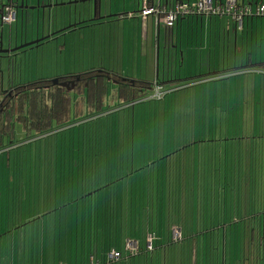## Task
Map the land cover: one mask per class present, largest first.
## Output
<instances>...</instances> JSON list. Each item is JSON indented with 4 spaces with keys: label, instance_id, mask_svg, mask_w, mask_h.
Masks as SVG:
<instances>
[{
    "label": "rangeland",
    "instance_id": "rangeland-1",
    "mask_svg": "<svg viewBox=\"0 0 264 264\" xmlns=\"http://www.w3.org/2000/svg\"><path fill=\"white\" fill-rule=\"evenodd\" d=\"M28 1L35 3L34 1L36 0ZM64 1L56 0L55 5L51 9L47 8L43 16L41 14L38 15L37 9H33V23L30 16L32 10H24L26 12L25 15H27L26 18L25 15L24 18L21 15H19V19L17 18L20 30L22 29L21 27L26 29L28 23V28H33L32 33L34 34L35 32L36 35L37 21L38 28L41 30L40 33L43 31L41 25L46 27L45 32L55 29L58 34H64L74 29L68 27L73 22L74 11L77 10L79 12L81 10L87 14L91 3L82 1L69 4L70 0ZM123 1L103 0L102 2L109 8V4H112V7H118ZM15 21L11 25L0 23L4 49L14 48L35 39H30L32 34L29 35L28 41L23 40L24 37L23 39L21 37L18 38ZM53 37L39 44H31L15 50L14 53L17 55L15 57L9 54H0V70H2V80L6 88L40 79L53 80L67 73L77 74L90 69H104L117 74L125 72L130 75L148 76L150 82L158 83L161 81L153 82V80L155 78L162 79L164 61L165 68L173 66L169 64L167 57L165 60L162 58L165 50L162 40L160 52L155 49L153 56L151 51H149L148 56H140L139 59H136L137 53L135 51L138 45L135 42H127V35L123 39V43H113L111 47L107 45L103 50L98 48L91 57L86 52L84 57L76 55L74 58L71 55V49H69L71 40L67 37L66 47L62 52H56L57 45L56 40H52ZM17 38L21 42L15 44ZM81 44L84 45L82 41ZM142 45V43L139 44L138 51H140ZM85 46L88 47L89 45L86 43ZM121 50L123 52L122 58ZM157 54H160L158 77H156ZM152 61L154 62L152 63ZM9 73H11V76H9ZM241 76L240 74L236 77L239 80ZM255 77L253 78V74H251L247 78L246 88L247 86L249 87V84L251 87L249 79L253 78L251 81H254ZM137 79L141 80V78ZM237 83L241 84L240 81L234 82L231 80L229 82H217L214 85L219 89L218 91L204 93H199V89H194L195 92L193 89L189 90V88H185V90L177 89L175 92L172 90L171 92L165 91L164 88L159 98L154 97L150 101L143 102L137 101L133 105L134 116L130 115L132 107L124 105L116 109L117 106L113 105L110 108L114 109H110L111 111L102 116V118L109 117L112 119L109 137L112 139V148H118L116 144H121L119 161H117L116 156L108 159L107 154L104 155L102 153L101 156L91 154L90 142L84 152V158L82 156L80 160L79 147L84 143L80 130H86L87 125L81 121L82 118L80 117L72 115L73 117L71 116L70 121L66 124L65 130L55 135H59V137L51 138L52 141L47 149L43 148L40 143L44 142V140L47 141L49 137L26 140V136L23 135L25 130L22 123L20 121L14 122V137L13 143H11L13 147L7 151L10 164L8 166V163H6V168L3 171L0 168V176H3L4 179L3 181L0 177V189H9V199L7 194L4 195L6 203L9 201L13 203L15 195H18L17 205H21L22 210L27 207L28 216H37L41 211V206H51L50 203L52 201L50 200L52 198L54 200L58 199L59 203L65 202L67 200L66 190L68 189H83V185L85 189H91L92 186H105L108 183L109 185L104 189H118L119 182L113 181L117 180L118 176L126 175L127 170L132 165L139 170L134 175L140 174L134 178L136 183L137 180L140 183L138 187L135 183L133 189H145V194L142 195L144 200H139L134 205H130L125 211L128 212L129 216L135 212L137 215L136 220L140 222L143 216L146 218L148 215L147 209L142 210L143 202L147 203L149 197L147 189H161V181L159 182L161 178H158V173L157 175L155 173L152 181L154 167L155 171H166L162 172L164 179H166L164 188L174 189L173 186L170 187L171 181L168 180H171L169 173L175 170V166L182 164L185 167L184 171L190 172L192 166L195 165L196 170L193 172L198 173L195 177L194 189H200V191H197V196L194 194L193 198L196 204L199 202V215L204 219V226L206 227H197L195 232L199 230L201 233L198 231L194 235H190V237L188 235L183 241L181 240L182 237L173 240L171 235V241L174 244L165 245L164 247L166 264H179V262L180 264H224V262L225 264H243V262H247L248 259L246 260L245 257L249 250V244L251 245L252 243L253 249L256 251L261 250V253L264 251V91L258 89L259 80L257 79L253 82L254 85H257L256 90L252 89L250 91L246 89L239 91L237 89L236 91H231L224 89L222 91L221 89L223 86L226 88L233 84L237 85ZM178 98H181L179 100L183 103L184 111L180 115L177 113L176 100ZM74 99L75 95L71 94L72 106ZM107 100H109V95ZM107 103L109 105V101ZM108 108L109 106L104 107L105 110H108ZM180 121L185 122V130H179V127L183 126L178 124ZM173 124H177V127ZM104 126L105 124H101L99 139L105 144L107 131ZM112 128H114V134H112ZM71 135H75V138H72ZM201 138H204V142L196 144L197 153H190L193 148L195 149V144L187 146V142H190L187 140H200ZM122 139L124 143H122ZM129 139L134 140V152L131 143L128 146ZM209 139L211 141H208ZM52 143H55V145H52ZM180 147L182 149L177 151L178 153L171 154L172 151H176ZM81 148L84 150V147ZM131 156L133 157L132 164ZM159 158L161 159L160 162L153 163L150 169H144L146 176L143 177L142 169L140 170L139 167L146 166ZM121 159L124 162V170L122 171L117 170V168L120 169L122 166ZM180 161L182 163H179ZM81 166L85 168L86 177L81 176L78 179L77 168ZM125 181L128 183V178H125ZM129 189H132L131 186ZM40 191L41 193L45 192L43 198L49 200L50 203L46 201L43 204ZM199 197L200 201L198 200ZM203 203L206 206L204 211L202 210ZM57 212L54 211L53 213ZM110 214L111 217H109V211L105 210L101 211V214L97 217L100 221L99 255L102 252L101 238L104 241V250L110 249L111 251V249L120 244L118 239L120 238V233L116 225L119 222L120 214L119 211L117 214L116 210L110 212ZM85 216L86 218L88 217L86 211ZM137 217L140 218L138 219ZM68 219L70 224L71 217ZM110 221L111 224L107 226ZM125 222L131 223V219H124ZM69 224L63 227L65 234L64 231L58 234L57 231L60 226L57 224H55V227L50 225L44 226L43 229L39 227L41 233L45 235L44 242L47 239V243L44 244V251L46 254L49 251L48 255L54 262L56 261V264L58 261L55 255L53 258V247L56 248L57 245L58 248V240L61 241V247H64V242H70L73 225L69 226ZM103 226L104 230L102 229ZM225 226H228L226 234L224 231ZM95 228L98 229V227L94 226L93 234H96ZM37 229L38 221L27 224V244H29L27 251H30V253L34 252L32 251V246H34L35 242V252L38 247L39 240L37 238L40 236ZM109 229L111 232L108 231ZM55 230L56 239L54 237ZM91 231L90 226H83L84 234L88 235L92 233ZM80 232L82 231L80 230ZM151 238L154 239L153 236ZM180 240L181 242H179ZM249 240H253V242ZM52 241H56V244L55 242L53 243V247ZM153 244L155 249L157 244ZM90 245L89 239L88 250L84 251L85 259L88 260L87 264L92 263L89 255L91 253L89 252ZM93 245L96 248L95 237L93 238ZM81 246L83 250L85 241ZM110 251L105 254L106 260ZM151 252L153 250L148 251V253ZM159 252L157 251L152 255L149 254V261L153 262L154 259L156 260L155 255H158ZM137 253L132 252L131 254L136 255ZM68 256L70 258V254ZM126 257L127 254L123 251L119 261L115 259L117 261L109 263L137 264L138 261H144L141 255L132 258ZM61 259H63L62 255ZM94 259L97 260L96 257Z\"/></svg>",
    "mask_w": 264,
    "mask_h": 264
},
{
    "label": "crops",
    "instance_id": "crops-1",
    "mask_svg": "<svg viewBox=\"0 0 264 264\" xmlns=\"http://www.w3.org/2000/svg\"><path fill=\"white\" fill-rule=\"evenodd\" d=\"M61 1L65 2L64 0ZM143 1L144 0H124L122 4H119L118 7H112L111 10H103L101 14L97 13L94 19L92 18L90 6L88 9L89 12L87 14L83 13L80 10L79 12H82V14L79 15V12H77V10L74 11V19L72 20V23H75V26L70 27L74 29L67 31L64 34H58V32H56L54 35L50 36H56L55 38H52V40H56V52L63 51V49L66 47L68 37V39L71 40V47H69V49H71V55L74 58L76 57V55L84 57L86 55V52L88 56L91 57L98 48H100V50H103V48L107 47V45H110L111 47V44L113 43H123V39L127 35V42H135V44L138 45V47L135 48V51L137 53L136 59H139L140 56H148L149 51H151L152 56L155 49L157 52H160V43L162 40L165 45V50L163 52L162 58L163 60H165V58L167 57V60H169L170 62L169 64L173 65L172 67L165 68L164 61L162 68V79L160 80L158 78H155L153 80V82L157 80L161 81V83H159L161 84L163 90L165 88V91L172 92V90H174L175 92V90L177 91V89L185 90V88H189V90L199 89V93L214 92L216 90H219L214 84H216L217 82H229L231 80L234 82L240 81L241 84H233L232 86H227L226 88H224L223 86L221 88L222 91L224 89H228L231 91H236L237 89L239 91L248 89L251 91L252 89L256 90L257 85H254L253 82L255 81V79H257L259 80L258 89L260 91H264V17L258 16L254 12L256 6L263 0H236L238 4L249 6V8L251 9V13H248L243 17L242 26L240 28L237 27L234 19L230 14L182 17L174 26L167 27L160 20V16L157 13H150L146 16H143L141 14ZM146 1L149 5H153L155 7L158 5L170 8L177 1H188L192 3L198 0ZM227 1L229 0H212L213 4H224ZM78 2L81 1L78 0L77 3ZM109 14L110 16H107ZM19 15L21 14L19 13ZM19 15L17 17L18 19ZM32 15H34V13H32ZM99 15H102L103 17L99 18ZM18 19L15 21L17 29L16 34L18 35V38L21 37V39H23L24 37L23 40L25 41H28L29 35L31 34L32 35L30 39H34L40 37L42 34L44 35L55 31V29H53L45 32L46 27L41 25L43 31L42 33H40L41 30L40 28H38L37 21L35 35V32L34 34L32 33L33 28H28V23L26 29H23V27H21L22 29L20 30L19 23L17 22ZM31 22H34V17H32ZM18 38L15 44L21 42L18 41ZM43 41H45V39ZM81 41L84 43V45L81 44ZM86 43L89 45L88 47L85 46ZM140 43H142L143 45L140 51H138ZM122 53L123 52L121 50V58ZM9 55L15 57L16 54L13 52ZM159 60L160 54H157L156 77L159 76ZM153 62L154 61H152V63ZM240 74L242 76L241 79L238 80L236 76ZM251 74H253V78L255 76L259 77H255L254 81H251L253 80V78L249 79V81L251 82V87L249 84V87L247 86L246 88V80ZM14 75H16V73H14ZM120 75L124 77H130L132 79L141 78V80L145 79L150 81V78H148V76L142 77L140 75H130L126 74L125 72L123 74L121 73ZM9 76H11V73H9ZM2 87L6 88L4 86L3 80ZM111 88L113 89L114 86L112 85ZM179 99L181 98H178L176 102L177 113L180 115L184 111L182 107L183 103H181ZM191 112L193 113L192 110ZM134 113L135 110H133L132 107L130 115L134 116ZM84 123L87 124L86 130H80V132H82V138L84 141L83 145L81 146L84 147V150L79 147L80 160L82 156L84 158V152L86 151L87 145H89L90 142L91 154L93 153L94 155L99 156H101L102 153L104 155L107 154L108 159L110 157L116 156L117 161H119V151H121V144H116L118 148H112V139L109 137V130L112 119H110L109 117L102 118V116L100 118L93 117L91 118V120L89 119V121ZM184 123V121H180V123H178L180 125H183L179 127L180 131L185 130ZM101 124H105L104 128L107 131L105 144L99 139V130ZM173 125H176L177 127V124ZM64 130L65 129L59 132H62ZM112 131V134H114V128H112ZM57 134L41 137V139L49 137L47 141L44 140V142L40 143L43 148L47 149L52 139L59 137V135L55 136ZM88 135H90L89 138ZM71 137L75 138V135H71ZM133 141L134 140L129 139L128 146H130L131 143L132 150L134 152ZM187 141H190L187 142V146H192L193 144H195V149L193 148V151L190 152L192 154L197 153L196 144L204 142L201 139H193L194 143H192L191 139H188ZM122 143H124L123 139ZM53 144L55 145V143H52V145ZM182 147H180V149L177 148L176 150L179 151L182 149ZM132 160L133 157L131 156V164L133 162ZM160 160V158L153 160V162H150L146 168L150 169L153 163L160 162ZM120 162L122 166L120 169L117 168V170L122 171L124 170V162L122 159ZM6 163H8L9 166L10 158L7 152V148H5L4 151L0 152L1 171L5 170ZM179 163L182 162L180 161ZM175 167L176 168L174 171L179 170V172L186 173V171H184L185 167L182 164H177ZM146 168L144 167L141 171L143 177L146 176V171L144 170ZM84 170V166L77 168L78 179H80L81 176L86 177ZM136 171L138 172L139 170L135 169L131 165V167H129V170H127L126 172V175L123 174L122 176H118L116 178L117 180L113 181L119 182L118 189H98L100 187H103L104 185L98 187L92 186L91 189H85L84 185L83 189H68L66 190L67 200L61 203L58 202V199L54 200L53 198L50 200L52 201L50 203L49 200H45V198H43L45 192L41 193L40 191L43 204L47 201L51 204V206H41V211L37 216H28L26 212L27 207L22 210L21 205H17L18 195H15L13 203H10V201L6 203L4 195L7 194V198L9 199V189H0V264H56V261L54 262V260H52V258L48 255L49 251L47 252V254L44 251V244L47 243V239L44 242L45 235L41 233L39 227H42L43 229L44 226L50 225L51 227H55V224H57L60 226V229H58L57 231L58 234L63 233V231L65 234V230L63 227L66 224H69L68 218L70 217L71 219L69 226L73 225L71 230L72 235L70 238V242H64V247H61V241L58 240V248L57 245L56 248H54L53 243L55 242L56 244V241H52V247L54 249L53 258L54 255L57 257V264H81L82 262L83 264H87L88 260L85 259L84 251L88 250L89 239L91 243L89 250V252H91L89 253L92 261L91 264H101V262H103L102 264H110L109 262L111 261H117L115 259L111 260L109 258V255L108 259H105V254H107L110 249L104 250L103 238H101V255H99L98 253L100 221L97 217H99L101 211L105 210L109 211V217H111L110 212H113L115 210L117 211V214L118 211L120 214L119 222L116 224L118 227V232L120 233V238H118L120 240V244L111 249V251H119L121 253V257L122 252L124 251L127 254L126 258H132L140 255L143 256L144 261H138L137 264H166V251L164 250V247L165 245L168 246L170 244H174L173 242H171L170 226L172 224L180 226L182 227L183 232L185 225H187V223L189 222L190 224H192L191 234L185 235L182 241L186 239L188 235L189 237L190 235H194V233L196 232L194 231L193 227L195 225L196 227H200L203 224L202 221L204 220L199 215V202H197L196 204L194 198H190L188 196L187 189H147L149 197L147 203L143 202L142 210L147 209L148 215L146 216V218L143 216L141 221L137 222V215L135 214V212L132 213L131 216H129L128 212L125 211V209H128L130 205H134V203L138 202L139 200H144L142 195L145 194V189H133V186L136 183V181H134V178L140 175H134V173H137ZM162 172L166 171H155L154 167V170L152 171V181L155 173L156 175L158 173V178H163V180L165 181L164 174ZM169 174L171 177L173 172H170ZM125 178H128V183L127 181H125ZM1 179L4 181L3 176L1 177ZM163 180L161 184L164 187ZM139 183L140 182H138L137 180V187ZM108 185L109 183L105 187H107ZM130 186L132 189H129ZM197 191H200V189H193V194H195ZM195 195L197 196V194ZM198 200L200 201V197L198 198ZM189 201L191 202L189 203ZM203 204L204 206L202 205V210L204 211L206 206L205 203ZM54 211L58 212L54 214ZM85 211L86 215L88 216L87 218L85 216ZM30 219H33L32 222L38 221L37 230L39 231L40 236L37 238L39 240V243L36 252V242L34 246H32V251H34L33 253L27 251L29 246V244H27V224L29 223L28 221ZM66 219L67 221H65ZM124 219H131V223H124ZM110 224L111 221L108 222L107 226H109ZM86 225L90 226L92 230V233L88 235L84 234L83 232V226ZM101 225H103V223H101ZM94 226L98 227V229L95 228L96 234H93ZM79 227L82 232H80ZM102 229L104 230V226ZM224 229L226 234L228 226H225ZM108 231L111 232L110 229ZM123 232L125 234L124 237ZM54 233V237L56 239V230L54 231ZM149 235L153 236L154 238L152 239V249H147V240ZM94 237L96 248L93 245ZM129 240L137 242L138 253L136 255L130 254L127 250L126 242ZM84 241L85 248H83L82 250L81 245ZM249 241L253 242V240ZM153 243H157L155 249ZM248 248L249 250L245 259H248L249 263L247 261L243 262V264H264V251L263 253H261V250H254L252 243L251 245L249 244ZM152 250L153 252L148 253V251ZM156 250L160 252L158 253V255H155L156 260L154 259L153 262H150L148 259L149 254H155L157 252ZM69 254L70 258L68 256ZM61 255L63 259H61ZM95 257L97 258V260L94 259ZM120 259L121 258H119L118 261Z\"/></svg>",
    "mask_w": 264,
    "mask_h": 264
},
{
    "label": "trees",
    "instance_id": "trees-1",
    "mask_svg": "<svg viewBox=\"0 0 264 264\" xmlns=\"http://www.w3.org/2000/svg\"><path fill=\"white\" fill-rule=\"evenodd\" d=\"M11 2L14 3L13 0ZM2 5H5L4 1H0V6ZM58 82L53 84L52 80L40 79L3 88L2 70H0V152L4 151L5 148L8 151L13 147L11 143H13L14 137V122L20 121L22 123L25 130L23 135L26 136V140L38 139L41 138V135L42 137L47 134L53 135L65 129L72 115L82 118V122H87L93 117L100 118L107 114L114 109L110 108L113 105L117 106V109L124 105H132L130 107H133L137 101H150L155 86H161V82L132 80L130 77H124L104 69H90L77 74L68 73L59 77ZM61 82L67 83V86L60 85ZM112 85L114 86L113 89L111 88ZM71 94H74L76 98L73 101V106ZM108 95L109 100H107ZM105 106H109L108 110L104 109ZM192 143H194L193 140ZM176 151H172L171 154ZM188 165L190 166V164ZM144 167L146 168L147 165H143L139 169L143 170ZM190 170L186 173L179 172V170L173 171L171 180L168 181L172 182H170V187L173 186L174 189H187L188 196L190 195L192 198L194 183L196 182L195 177L198 172H193L196 170L195 165ZM162 180L163 178L159 182L162 183ZM105 186L98 189H104ZM160 187L161 189L164 188L162 184ZM32 220L30 219L28 222L30 223ZM202 222L200 227L205 228L204 220ZM191 225L188 222L183 232L182 227L173 224L170 229L172 231L174 227L180 228L182 240L185 235L191 234ZM193 228L195 231L196 225ZM198 231L196 230V232ZM199 233L201 232L199 231Z\"/></svg>",
    "mask_w": 264,
    "mask_h": 264
},
{
    "label": "built area",
    "instance_id": "built-area-1",
    "mask_svg": "<svg viewBox=\"0 0 264 264\" xmlns=\"http://www.w3.org/2000/svg\"><path fill=\"white\" fill-rule=\"evenodd\" d=\"M1 1V0H0ZM255 14L264 17V0L259 3L255 8ZM150 13H157L160 16V20L167 26H174L180 18L198 16V15H217V14H230L234 19L237 27L242 26V20L245 15L251 13L249 6L240 5L236 0H229L224 4H213L212 0H198L196 2L177 1L170 8L164 6L149 5L146 0L143 1L141 14L146 16ZM17 18V11L11 5L3 6V14L1 20L11 23ZM163 93L162 86L156 85L151 98H159ZM172 239L181 237L180 228L174 227L171 231ZM127 243V249L130 253L138 252V246L136 241L129 240ZM152 247V238L149 235L147 240V249ZM110 259H119L121 253L116 250L110 251L108 254Z\"/></svg>",
    "mask_w": 264,
    "mask_h": 264
},
{
    "label": "water",
    "instance_id": "water-1",
    "mask_svg": "<svg viewBox=\"0 0 264 264\" xmlns=\"http://www.w3.org/2000/svg\"><path fill=\"white\" fill-rule=\"evenodd\" d=\"M78 0H70L68 3L69 4H72V3H76ZM81 2L83 1H89L91 4H92V6L90 5V8H91V13H92V18L94 19V17H95V15L98 13V14H101V12L103 11V10H106V9H109V10H111V8H112V4L110 5L109 4V8L107 7V6H105L104 4H103V2L101 1V0H80ZM13 2H14V6L15 7H17V8H19V9H22V10H26V9H31L32 11H33V9H37V13H38V15L39 14H41L42 16H43V14H44V10H45V8L47 9H51V7H53L55 4H53V5H48V4H46V5H42V2H43V0H36L35 2V5H29L28 3H27V0H21L20 1V3L19 4H16L15 2H17V0H13ZM56 3V2H55ZM89 12V11H88ZM82 14V12H79V15H81ZM100 17L99 18H102L103 16L102 15H99ZM107 16H110V14L109 15H107ZM91 18V19H92ZM0 22H1V20H0ZM72 26H75V23H72V24H70L68 27H72ZM66 28V27H65ZM64 29V28H63ZM63 29H61V30H63ZM61 30H59V31H61ZM56 32H58V31H54V32H51V33H48L47 35H42L41 37H37V38H35L34 40H32V41H30V42H27V43H24V44H22V45H19V46H16V47H14V48H3V46H2V35H1V33H0V54H10V53H13L15 50H17V49H20V48H23V47H26V46H28V45H31V44H38V43H40L41 41H43L45 38H49L51 35H54ZM52 83L53 84H57V83H59L58 82V78H55V79H53L52 80ZM60 85H63V86H67V83H64V82H61L60 83Z\"/></svg>",
    "mask_w": 264,
    "mask_h": 264
},
{
    "label": "flooded vegetation",
    "instance_id": "flooded-vegetation-1",
    "mask_svg": "<svg viewBox=\"0 0 264 264\" xmlns=\"http://www.w3.org/2000/svg\"><path fill=\"white\" fill-rule=\"evenodd\" d=\"M2 1H4V4L5 5H11V6H13L15 9H16V11H17V17H18V15H19V13L21 14V16H23V18H24V15L26 14V12L24 11V10H22V9H19V8H17V7H15L14 5V3L12 4V2H11V0H1V2ZM20 1L21 0H17V2H15L16 4H19L20 3ZM55 0H43V2H42V5H46V4H48V5H53V4H55V2H54ZM27 3L29 4V5H35V3H33V2H28V0H27ZM5 5H2V6H0V20H1V15L3 14V6H5ZM46 12V8H45V10H44V13ZM32 13H34L33 11H31V19H32V17H34L33 15H32ZM26 16L27 15H25V18H26ZM17 19V18H16ZM1 24H4V23H7V24H12V22L11 23H8V22H4L3 20H1V22H0Z\"/></svg>",
    "mask_w": 264,
    "mask_h": 264
}]
</instances>
